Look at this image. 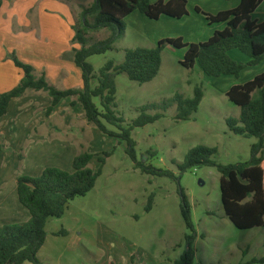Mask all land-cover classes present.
<instances>
[{
  "label": "rangeland",
  "instance_id": "rangeland-1",
  "mask_svg": "<svg viewBox=\"0 0 264 264\" xmlns=\"http://www.w3.org/2000/svg\"><path fill=\"white\" fill-rule=\"evenodd\" d=\"M202 2L192 0L191 5ZM193 12L194 17L188 14L182 19L164 18L169 19L164 21L171 22H163L162 26L159 21L142 16L147 25L138 21L134 23L135 27L128 24L114 51L93 56L88 62L98 75L109 61L122 64L128 50L155 48L159 41L151 42L150 37L148 41L141 40L137 36L138 28L147 36L159 33L160 38L178 34L187 38L192 35L201 38L208 29L220 26L207 21L204 27H200L195 17L204 20L206 17L197 10ZM253 17L257 20L260 13H254ZM108 37L107 31L93 34L95 41H104ZM185 54L186 49L167 45L162 55L161 71L150 83L141 85L132 82L124 74L116 80V112L125 119L126 128L132 125L145 107L149 109V115H164L154 124L134 129L132 137L137 143L138 160H149L147 165L172 171L180 178L179 182L142 174L135 169L134 162L127 155L124 142L109 138L89 125L81 108H65V126L62 124L61 132H52L51 139L70 143L74 147L69 150L49 147L44 162L46 168L72 172L74 158L71 159V156L89 152L95 155L90 167L98 171V156L104 152H114L106 160L95 188L87 196L72 201L63 218L48 222L46 251H53L40 254L39 259L43 264H129V253L135 254L142 264H175L187 249L188 231L182 215L181 189L189 200L197 231L194 264H264V227L241 231L233 225L223 207L221 176L217 169L203 167L185 174L179 169L188 152L197 146L217 148L218 154L214 160L220 164L250 161L252 146L258 143V139H246L230 132L227 119L240 118L241 109L229 101L227 93L237 83H247L245 79L249 78L248 75L254 70L260 72L261 67L248 66L246 74L239 78H209L198 66L193 70L181 66ZM235 54L246 59L242 61L244 64L248 63L246 55L233 52ZM196 86L202 87L205 93L198 113L190 121H176L175 97L183 95L192 98ZM166 104L169 106L165 107ZM149 151L156 152V157L150 158L147 155ZM16 152L15 170L23 174L24 165L27 166L25 161H28V165L32 164L33 155H30V147L17 149ZM152 195L154 203L148 212ZM24 217L18 213L3 219L17 222L23 221ZM3 222L0 221V224ZM63 230L68 235H59Z\"/></svg>",
  "mask_w": 264,
  "mask_h": 264
},
{
  "label": "trees",
  "instance_id": "trees-1",
  "mask_svg": "<svg viewBox=\"0 0 264 264\" xmlns=\"http://www.w3.org/2000/svg\"><path fill=\"white\" fill-rule=\"evenodd\" d=\"M263 3L264 0H241L238 8L217 15L207 14L197 8V12L203 14L209 24H225L226 28L217 31L204 43L187 44L182 38H172L160 41L152 49L128 50L122 64L109 61L97 75L95 68L88 62L89 58L115 50V44L123 38L127 29L126 18L139 12L153 21H159L163 16L182 19L189 14V0H95L90 8L83 9L74 27L76 34L73 44L80 47L73 51L74 63L82 72L83 87L58 90L49 84L44 75L38 77L33 66L21 62L12 54L10 59L22 70L23 78L15 89L0 94V119L8 114L14 99L24 97L29 91L43 92L51 97L48 116L64 100L71 99V107L80 106L89 125L103 135L126 144V153L134 162L135 169L145 175L179 182L180 178L172 171L147 165L149 160H138L137 143L132 137L134 129L154 124L163 119L164 115H149V109L145 107L132 125L126 128L125 119L116 112L117 77L124 74L130 81L141 85L152 82L161 71L163 51L169 45L186 49L181 66L187 70L198 66L209 78H239L248 66L256 67L264 61V22L260 23L253 18ZM100 31H107L109 37L104 41H95L93 34ZM233 51L246 55L249 62H236L231 57ZM204 97L205 93L200 86L195 87L192 98L177 95L173 101L177 106L176 121H190L198 113ZM227 97L241 109L240 118L227 119L230 132L246 139H258V143L252 146L250 161L220 164L214 160L218 154L217 148L197 146L188 152L179 169L185 174L203 167L216 168L221 176L220 189L225 213L238 230L246 231L264 227V73L244 85L232 87ZM4 149L5 145L0 140V161ZM113 152H104L98 156V171L90 167L95 155L84 152L74 158L72 172L46 168L39 177H20L17 196L30 219L0 227V264H43L38 255L47 241L48 222L63 218L72 201L87 196L95 188L106 160ZM147 155L154 158L157 153L149 151ZM180 193L182 215L188 231L187 249L175 264H194L197 231L191 217L189 200L184 190L181 189ZM153 203L154 195L149 199L148 212ZM59 235L66 236L68 233L63 230ZM131 261L132 264L136 262L135 255Z\"/></svg>",
  "mask_w": 264,
  "mask_h": 264
},
{
  "label": "crops",
  "instance_id": "crops-1",
  "mask_svg": "<svg viewBox=\"0 0 264 264\" xmlns=\"http://www.w3.org/2000/svg\"><path fill=\"white\" fill-rule=\"evenodd\" d=\"M202 1L201 4L192 6V0H189V15L194 17L193 11H196L197 8L207 14L217 15L221 12L234 10L241 3V0ZM94 2L95 0H0V94L15 89L23 78L22 70L16 67L10 59L12 54H15L21 62L33 66L38 77L44 75L49 84L58 90L82 88V72L74 63L73 51L80 48L79 45L73 44L76 34L74 27L76 19L81 16L83 9L90 8ZM263 8L264 3L256 11L257 14L260 13V17L257 19L260 23L264 22ZM262 9L263 11H261ZM142 16L144 15L135 12L126 18L125 22L127 26L128 24L134 26L136 21L147 25L146 19ZM164 18L168 17H161L159 20L161 26L163 22H171L164 21L169 20ZM132 20L133 23L130 24ZM195 21L200 23V27H204V22H207L206 19L200 17H195ZM219 25L208 29L201 38H195V35L187 38L181 34L160 38L159 33L147 36L140 28L136 31L138 38L145 41L150 40L149 37L151 42L182 38L187 44H198L204 43L206 39L212 38L217 31H223L226 28L225 24ZM233 52H231V57L237 62L241 63L246 60L241 59L239 55H233ZM247 61L249 62V58ZM259 66L261 67L260 72L254 70L248 75L249 78L245 79L246 81L250 82L264 73V61ZM245 72L241 74L242 77L246 74ZM236 85L242 84L237 83ZM51 104L52 99L46 93L29 91L24 97L14 99L10 104L8 114L0 119V140L5 145L0 161V221L5 223L0 224V227L6 224L26 222L30 219L28 211L21 206L18 200V179L22 176H41L46 169L44 162L48 156L49 147H63L67 150L74 147L70 143L51 139L52 132H61L62 124L65 126L67 118L65 108L71 107V99L64 100L55 108L53 114L48 116L47 109ZM76 108L81 107L76 106L72 109ZM58 121L59 123H56ZM42 128L47 131H43ZM24 147H30L33 163L28 165V161H25L27 166L24 165V172L20 174L15 170L16 151ZM18 158L20 159V155ZM73 158H75L74 155L71 156V159ZM68 161H70L69 158ZM18 213L25 216L23 221L8 222L3 219ZM47 244L48 237L45 246L39 253V258L42 252L49 254L53 251V249L46 251ZM133 255L132 253L128 255L130 257L129 264H132ZM128 257H126L127 260ZM109 264L114 263L110 262ZM134 264H142L137 256Z\"/></svg>",
  "mask_w": 264,
  "mask_h": 264
}]
</instances>
